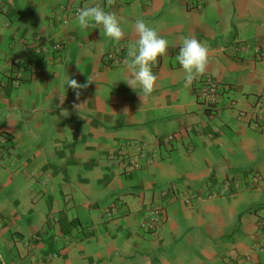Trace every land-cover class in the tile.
<instances>
[{"label":"crops","instance_id":"obj_1","mask_svg":"<svg viewBox=\"0 0 264 264\" xmlns=\"http://www.w3.org/2000/svg\"><path fill=\"white\" fill-rule=\"evenodd\" d=\"M94 2L116 15L118 42L65 9ZM197 2L0 0V264H264V119L252 123L264 114V59L252 55L264 0ZM137 19L169 42L148 97L120 80L125 62L104 60L129 58ZM185 37L208 49L204 74L222 86L210 113L204 74L186 86L176 60ZM231 41L250 50L233 56ZM68 78L93 82L77 98ZM130 157L141 164L125 174ZM154 206L160 222L144 230Z\"/></svg>","mask_w":264,"mask_h":264},{"label":"clouds","instance_id":"obj_2","mask_svg":"<svg viewBox=\"0 0 264 264\" xmlns=\"http://www.w3.org/2000/svg\"><path fill=\"white\" fill-rule=\"evenodd\" d=\"M75 22L80 29H85L91 25L93 28L99 30L102 38H107L112 42H118L123 35V30L116 15L112 12L105 11L104 8L99 6L79 9L75 17ZM134 29L137 39L135 44L130 47L128 51L129 58L125 61L130 75L128 78H121L120 80H123L136 91L140 97V93L143 94V97H148L153 93L157 80L156 75L152 71V67L157 61V58L165 54L169 42L159 36L156 29L148 26L143 19H137L135 21ZM176 60L184 73L183 80L185 85H191L206 70L208 64V49L199 40L185 37ZM91 82L93 81L88 78L87 83L79 84L75 79L68 78L64 87L67 86L73 89L76 97L79 98L80 92L78 90L87 88L88 83ZM62 101L63 99H61ZM75 107L79 106L77 105ZM211 192L214 191H210L209 193Z\"/></svg>","mask_w":264,"mask_h":264},{"label":"built area","instance_id":"obj_3","mask_svg":"<svg viewBox=\"0 0 264 264\" xmlns=\"http://www.w3.org/2000/svg\"><path fill=\"white\" fill-rule=\"evenodd\" d=\"M126 1V0H125ZM200 1V0H198ZM205 0H203L204 2ZM90 6H99V7H103L104 4L102 2H94L93 4H91ZM89 6V7H90ZM191 8H199L201 7V3L197 2V0H195V4L191 3L190 4ZM83 7L80 6H66V12L72 16L77 14V11L79 9H82ZM64 11V10H63ZM254 49L252 50L254 52V54H256L257 58L259 59H263L264 58V44H260L257 41L254 42ZM62 47V44L59 42H56L55 44H53L52 48L53 50H59ZM250 48L249 44L247 46V44L242 43V44H235L231 50V54L234 52H247L248 49ZM104 60L109 63V64H122L124 63L126 60L124 57L120 56V50L119 49H112L111 51H108L105 55H104ZM221 84L220 82H218L216 79H214L213 77L209 76L208 74H206L203 78H201L200 80V86L197 90V98L198 100L204 105V106H211L213 104L211 103H215L218 92L221 89ZM244 117V112H240L238 114V118H243ZM258 119L261 120L263 118V115L258 114L255 115L253 117V119ZM253 125L254 126H259V123L256 120H253ZM217 130V128H216ZM174 140V135L173 134H168L166 136L163 137V142L164 143H169L171 141ZM4 142V140H3ZM114 155H111V158H113ZM2 154L0 153V165L3 163L2 160ZM140 165H138L137 159L136 157H130L125 161L124 167L126 168L127 173L129 174L131 171L136 170L137 168H139ZM258 174H254L252 175V181L251 183L253 185H257L260 181V177H258ZM230 185L231 183L228 180H224L223 181V186L226 190H230ZM236 187V186H234ZM215 193L211 192L208 193V197L214 196ZM105 213L108 217H112L114 216V211H115V205L112 203L110 204L108 207L105 208ZM159 211L160 208L159 207H155L152 208L150 210V213L146 216V218L144 219V221L142 222V228H144V230L147 231H154L156 229V227L158 226L159 222H160V217H159ZM35 238H37L35 236ZM261 248L256 247L255 251H259ZM262 248H264V245L262 246ZM51 256H55V254H52ZM49 258V256H48Z\"/></svg>","mask_w":264,"mask_h":264},{"label":"trees","instance_id":"obj_4","mask_svg":"<svg viewBox=\"0 0 264 264\" xmlns=\"http://www.w3.org/2000/svg\"><path fill=\"white\" fill-rule=\"evenodd\" d=\"M255 41H257L258 43H260V44H264V42H261V41H258V40H255ZM235 44H237V43H235ZM238 45V44H237ZM250 50V48L248 49V51ZM121 54V53H120ZM252 55H253V57H254V59H258V60H261V59H259V58H257V56H256V54H254V52L252 51ZM264 59V58H263ZM219 93H220V91L218 92V95H219ZM218 95H217V97H218ZM216 103H217V98H216V101H215V103H211V104H213V105H211V106H205V110H206V112H208V113H210L211 111H212V109L215 107V105H216ZM244 112V117H246V115L248 114L246 111H244V110H238L237 111V117H238V114L240 113V112ZM261 115H263V118L261 119V120H258L257 118L255 119H253V120H256L258 123H259V126H261V124H262V121H263V119H264V114H261ZM251 116H252V114H251ZM253 123V122H252ZM124 164H125V162H124ZM124 164H123V167H122V172L123 173H125V174H128L127 173V171H126V168L124 167ZM134 171V170H133ZM133 171H131L129 174H131ZM112 204V203H111ZM114 205H115V203H113ZM115 207H116V205H115Z\"/></svg>","mask_w":264,"mask_h":264},{"label":"rangeland","instance_id":"obj_5","mask_svg":"<svg viewBox=\"0 0 264 264\" xmlns=\"http://www.w3.org/2000/svg\"><path fill=\"white\" fill-rule=\"evenodd\" d=\"M235 42H236V41H231V42L228 44L227 49H229L231 46H234V45H235ZM242 43H243V42H242ZM242 43H241V44H242ZM254 45H255V43H253V45H252V50L254 49ZM230 52H231V51H230ZM237 53H238V52H234V53H232V54L230 53V54L233 55V56H236ZM205 75H206V74L202 75L201 78H203ZM209 76H211V75L209 74ZM211 77H212V76H211ZM199 86H200V83H199ZM199 86H198V88H199ZM256 127H258V126H256ZM1 137H5V136H0V149H1V146H2V145H3V148H5V145L3 144V139H2ZM159 142H160V143L163 142V138H162V137L159 138ZM5 144H6V143H5ZM145 145H146V144H145L144 142L140 141V142L138 143V148H141V147L143 146V148L146 149ZM1 152H2V149H1L0 153H1ZM150 152H151V150H150ZM151 154H154V155L156 156V155H157V152H151ZM154 155H153V156H154ZM153 156H151L150 160H152ZM155 156H154V157H155ZM136 159H137L138 165H140L141 162L138 160L137 157H136Z\"/></svg>","mask_w":264,"mask_h":264}]
</instances>
